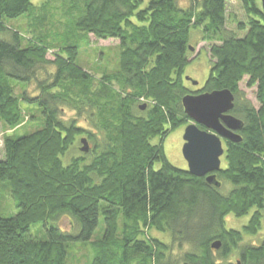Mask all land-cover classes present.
<instances>
[{"label": "trees", "instance_id": "obj_1", "mask_svg": "<svg viewBox=\"0 0 264 264\" xmlns=\"http://www.w3.org/2000/svg\"><path fill=\"white\" fill-rule=\"evenodd\" d=\"M239 1L245 21L235 23L243 37L226 29L227 0H190L185 8L178 0H69L72 35L118 41V70L96 80L77 65L78 45L59 46L49 33L27 39L6 27L5 19L33 13V0H0V124L12 131L3 136L0 188L17 210L0 216V264H67L73 243L89 244L90 264H166L171 249L150 237L152 230L190 247L182 263L217 264L211 243L221 241L223 259L243 234L255 232L257 218L242 233L226 232L223 220L260 207L264 198V14L260 0ZM38 19L42 25L44 17ZM192 32L210 45L202 90L230 91L231 114L243 121L241 142L227 143L221 178L234 186L227 197L173 167L161 144L190 123L182 98L202 94L183 84ZM243 78L255 88L258 108L243 99ZM29 85L33 96L25 92ZM16 86L23 88L19 96ZM65 111L74 117L66 119ZM26 113L38 125L19 135ZM81 139L89 151L80 146L67 159ZM64 219L68 231L60 226ZM100 220L101 235L92 241ZM37 225L43 239L28 235ZM263 252H253L252 262Z\"/></svg>", "mask_w": 264, "mask_h": 264}, {"label": "rangeland", "instance_id": "obj_2", "mask_svg": "<svg viewBox=\"0 0 264 264\" xmlns=\"http://www.w3.org/2000/svg\"><path fill=\"white\" fill-rule=\"evenodd\" d=\"M47 2V8L42 6L41 2ZM32 3L36 4V8L33 13L28 16H23L19 19L10 20L5 19L4 23L8 29L16 30L20 32L23 37L27 39H32L45 33L55 40L59 46H64L68 44L78 45L79 52L77 56L76 63L84 71L88 72L96 80L100 79L102 74H111L118 70V41L117 40H98L92 35H89L88 41L81 38V35L71 34V15L68 14L69 11L65 9H70L73 4L69 0H33ZM178 5L180 7H188L190 5V0H178ZM46 10V13L44 12ZM68 14V15H65ZM74 15L77 16V13ZM44 17L41 20L42 25L34 23V19L39 20L38 17ZM235 21L243 22L245 21V15L242 10L239 0H227V13H226V29L236 33V36L243 37L245 32H239L236 30L237 25ZM53 25V26H51ZM190 46L193 47V51L190 52L189 64L183 70V84L184 87L191 91H197L204 87L210 72L211 63L209 60V44L200 41V33L192 32L190 38ZM54 51H49L47 53V59L53 60ZM50 70V69H49ZM51 71V70H50ZM185 78H190L197 82V86H193L189 82L185 81ZM116 89L117 87L114 86ZM239 91L241 92L243 99L251 103L254 108H258V103L255 99V88L247 87V78L243 80L238 85ZM22 87L16 86L15 94L20 95L22 93ZM25 92L31 96L35 95V89L33 85H29L25 88ZM25 108V107H23ZM37 117V114L34 113ZM64 117L66 119L74 117V113L70 111H65ZM29 114L26 113L25 120L27 121L20 129L17 130V134L23 135L34 131L37 128L36 120L30 121ZM191 123V122H190ZM188 123L187 125H189ZM80 126L86 127V125L79 121ZM186 126H180L171 132L163 141L162 146L164 149V154L167 161L176 169L186 171L187 163L182 156V147L184 144L183 133ZM12 132L4 128L0 124V160L3 159V136L5 133ZM79 141V138L77 139ZM160 141L159 139H153L150 141L151 144L156 145ZM92 146L90 143L88 144ZM81 145L76 144L75 148L71 150L67 159L72 156L78 155V150ZM64 165L68 162L65 158H61ZM159 165H154V169L157 170ZM17 212L13 200H10V195L6 190L0 188V216L11 217ZM61 228L65 231L70 230L68 222L64 219L61 222ZM103 227L102 221L100 220V226L97 232L92 237V241L99 237L101 234V228ZM226 229L241 230L240 223L225 222ZM44 229L41 225L30 228L29 237L35 239L44 238ZM148 235L154 237L165 243L170 247L171 251L166 257V264H181L184 255L190 252V247L187 245H182L179 247L174 244L171 245V239L168 233H160L155 230L149 231ZM254 239L249 238V236H244L243 240L240 242L239 247L245 246L247 243L253 244ZM91 250L89 244L83 245L82 243H73L70 245L69 255L67 259V264H90L91 261ZM218 256L216 254L215 259ZM219 259V258H218ZM226 262H234L232 259H228Z\"/></svg>", "mask_w": 264, "mask_h": 264}, {"label": "water", "instance_id": "obj_3", "mask_svg": "<svg viewBox=\"0 0 264 264\" xmlns=\"http://www.w3.org/2000/svg\"><path fill=\"white\" fill-rule=\"evenodd\" d=\"M260 3L264 14V0H260ZM185 80L197 86L196 81L190 78ZM181 105L184 114L191 122L183 133L182 156L187 163L188 173L201 178L219 169L220 157L223 154L220 138L233 143L241 141L240 136L234 131L241 130L243 123L229 114L234 106V96L228 90L199 95L189 94L182 98ZM145 108L146 105H142L139 109L144 111ZM198 126L203 127L204 130L199 129ZM80 143L79 150L87 153L89 147L86 140L81 139ZM206 182L209 185H219L213 175L206 178ZM220 245V242L216 241L211 248L218 249Z\"/></svg>", "mask_w": 264, "mask_h": 264}, {"label": "flooded vegetation", "instance_id": "obj_4", "mask_svg": "<svg viewBox=\"0 0 264 264\" xmlns=\"http://www.w3.org/2000/svg\"><path fill=\"white\" fill-rule=\"evenodd\" d=\"M204 93V91L202 89L191 92L190 93ZM230 115L231 112L229 113ZM233 116V115H232ZM235 117V116H233ZM236 119H238L237 117H235ZM240 120V119H238ZM242 121V120H240ZM243 123V121H242ZM243 128V127H242ZM202 130V129H201ZM204 130V129H203ZM242 130V129H241ZM234 131V133L238 136H240V131ZM221 140V146L223 149V154L220 157V166L219 169L211 174H207L203 177H201L202 179H204L205 183L206 182V178H208L209 176H214L215 177V181L219 184L218 186H214V185H209L215 189V192L218 196L220 197H227L229 196L233 191H234V186L229 183L228 181L224 180L223 178H221V173H223L224 171L227 170V163H226V152H227V143H230V141L220 138ZM242 140V138H241ZM241 142V141H240ZM238 142V143H240ZM233 143V142H231ZM238 143H233V144H238ZM186 172L188 173V168L186 169ZM257 218L256 220V230L253 234H249V235H242L241 241L243 240L244 236H249V238L254 239V243L253 244H246L243 247H239L240 242L237 244V246L235 248H231L229 253L227 254V256L223 259H215V256L217 254V252L220 250L221 245L218 249H212L211 245L216 242L214 241L213 243L210 244V251L212 256L214 257V260L217 264H264V252L260 255L259 257V261L258 263H255L254 261L252 262V257L255 256V254L253 255V252H259L260 250H264V198L262 199V204L260 207L254 206L251 207L246 214H244L243 216L238 217L236 215V213L234 212H229L227 214L224 215L223 220H224V228L226 232L229 231H236L238 233H242L244 228L248 227V225L251 223L252 219ZM233 222V223H240V227L241 230H232V229H226L225 227V222ZM221 244V241H219ZM228 259H232L234 262H226Z\"/></svg>", "mask_w": 264, "mask_h": 264}, {"label": "built area", "instance_id": "obj_5", "mask_svg": "<svg viewBox=\"0 0 264 264\" xmlns=\"http://www.w3.org/2000/svg\"><path fill=\"white\" fill-rule=\"evenodd\" d=\"M141 101H143V100H141Z\"/></svg>", "mask_w": 264, "mask_h": 264}]
</instances>
